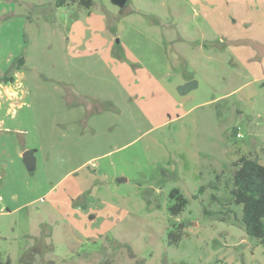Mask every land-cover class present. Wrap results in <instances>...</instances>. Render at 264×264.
<instances>
[{
  "label": "rangeland",
  "instance_id": "obj_1",
  "mask_svg": "<svg viewBox=\"0 0 264 264\" xmlns=\"http://www.w3.org/2000/svg\"><path fill=\"white\" fill-rule=\"evenodd\" d=\"M224 1L0 0V78L20 82L0 99L2 260L264 264V240L246 234L232 194L235 161L264 164V49L236 64L238 50L205 18ZM130 23L154 38L173 32L167 67L129 61L138 51L116 45L114 58L143 68L122 80L115 59L74 57L76 29L104 25L116 44ZM189 78L196 85L183 94ZM176 188L188 202L174 215Z\"/></svg>",
  "mask_w": 264,
  "mask_h": 264
},
{
  "label": "crops",
  "instance_id": "obj_2",
  "mask_svg": "<svg viewBox=\"0 0 264 264\" xmlns=\"http://www.w3.org/2000/svg\"><path fill=\"white\" fill-rule=\"evenodd\" d=\"M237 2V0H225L223 5L219 4L218 6L211 4V2L210 4L214 5L213 10H208L207 13H205V18L208 22V25L212 24V27L217 30V33L220 35V39L223 44L228 42L230 43L231 49L238 50L236 55V64L242 65L244 63L243 59H252L254 56H256V54L259 55V51L264 49V0H242L241 8L237 5ZM216 6L219 8L218 10L220 13L218 21L224 19L222 23L217 22V15L215 12L217 10ZM243 7L247 9L246 13L242 11ZM106 29L107 28H105L104 25L94 26L93 24L87 25L83 30L76 29V33L74 34L75 38L73 41L74 57L83 58L91 64H95L99 61L96 58L97 55L108 62H114L115 59L117 60V62H115L117 73L122 80L131 77L139 78L138 74L141 73V71L138 70H143V68H138L137 70L134 69L132 65L122 59V57L118 54L116 56L117 59L114 58V49L116 45H124V48H128L129 46L130 48L138 51L136 55H133L131 52L125 53V56L129 61L136 62L138 64H141V61H146L144 63L142 62V64L155 66L159 65V67L164 64V66L167 67V42L170 40V38L173 40L177 39L175 37L173 38V36H170V34L173 35V32L164 30L162 33L165 36L154 38L149 36L140 28H135L134 25L130 23L129 28L126 27V29H124L121 34V39L124 40V42L122 43L121 40L119 43L115 44L114 42L117 35H112L111 37L107 36L105 34ZM202 34L204 38L207 37L205 36V31L203 29ZM202 46L204 47L205 45H202V42H200V47ZM147 48L159 52H157V54L149 53L147 52ZM157 56H161V60H163L162 63L158 62L160 60H157ZM145 70L146 69H144V71ZM145 72L149 74L148 71ZM261 78H264V70L262 72ZM190 79L193 78H189L188 80ZM19 83L20 82H18L16 78L13 82L0 81V99L6 96H16L17 91L14 85L18 86ZM78 184L80 185L81 189H83L79 182ZM24 242L27 244L25 247L20 248L21 253H24L28 246L31 245L27 240H23V243Z\"/></svg>",
  "mask_w": 264,
  "mask_h": 264
},
{
  "label": "trees",
  "instance_id": "obj_3",
  "mask_svg": "<svg viewBox=\"0 0 264 264\" xmlns=\"http://www.w3.org/2000/svg\"><path fill=\"white\" fill-rule=\"evenodd\" d=\"M70 3H77L80 7L90 9L94 6L95 0H56L57 6ZM24 63L25 58L21 56L15 65L20 67ZM14 79V75L8 73L1 77L0 81L13 82ZM233 164L236 168L232 194L235 203L243 207L242 217L237 216V219L243 224L247 235L264 240V164L257 156L247 155L241 156ZM171 196L179 200L171 209L172 213L177 215L184 209L188 200L177 188L172 190ZM0 264H12V262L10 258L7 260L0 258Z\"/></svg>",
  "mask_w": 264,
  "mask_h": 264
},
{
  "label": "water",
  "instance_id": "obj_4",
  "mask_svg": "<svg viewBox=\"0 0 264 264\" xmlns=\"http://www.w3.org/2000/svg\"><path fill=\"white\" fill-rule=\"evenodd\" d=\"M112 3L118 5L120 8H124L128 0H111ZM196 85L195 80H190L180 87L181 93H186ZM24 162L29 170H33L36 165V157L34 156L33 150H26L23 153Z\"/></svg>",
  "mask_w": 264,
  "mask_h": 264
},
{
  "label": "built area",
  "instance_id": "obj_5",
  "mask_svg": "<svg viewBox=\"0 0 264 264\" xmlns=\"http://www.w3.org/2000/svg\"><path fill=\"white\" fill-rule=\"evenodd\" d=\"M236 135L237 137H243V133L240 131V128H237Z\"/></svg>",
  "mask_w": 264,
  "mask_h": 264
}]
</instances>
